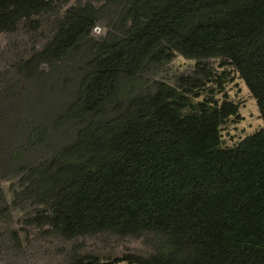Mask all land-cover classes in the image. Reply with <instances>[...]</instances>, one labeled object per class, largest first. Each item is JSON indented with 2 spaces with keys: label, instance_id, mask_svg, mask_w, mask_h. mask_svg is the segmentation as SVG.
I'll return each instance as SVG.
<instances>
[{
  "label": "trees",
  "instance_id": "1",
  "mask_svg": "<svg viewBox=\"0 0 264 264\" xmlns=\"http://www.w3.org/2000/svg\"><path fill=\"white\" fill-rule=\"evenodd\" d=\"M69 0H0V33ZM122 6L119 35L85 46L76 86L55 128L73 136L30 168L20 196L42 206L32 224L63 239H142L151 251L113 264H264V127L233 148L221 126L238 106L198 90L227 73L148 86L142 73L175 55L222 59L245 82L264 123V0H107ZM96 24L72 8L17 73L36 77L66 59ZM211 94L215 90L211 89ZM38 142L46 135H35ZM69 264H99L75 256Z\"/></svg>",
  "mask_w": 264,
  "mask_h": 264
},
{
  "label": "rangeland",
  "instance_id": "2",
  "mask_svg": "<svg viewBox=\"0 0 264 264\" xmlns=\"http://www.w3.org/2000/svg\"><path fill=\"white\" fill-rule=\"evenodd\" d=\"M88 7L96 18L90 36L58 64L43 66L40 73L27 79L17 73L20 62L29 59L52 39L57 25L72 8ZM122 6L107 0H69L52 14H41L20 23L13 33H0V264H69L75 256L96 258L99 264H113L116 258L151 250L142 239L108 234L66 240L49 227L32 224L31 218L42 206L25 201L20 192L30 168L51 157L73 136L70 126L55 128L76 86L74 69L85 46L119 35ZM222 59L198 61L175 55L162 64H151L140 76L152 87L157 82L177 86L182 76H202L206 66L212 73H227L218 92L216 83L198 90L200 100L213 97L238 106V115L221 126V143L233 148L264 127L256 100L243 79ZM211 89L215 90L211 94ZM46 135L38 142L35 135ZM117 264H128L120 262Z\"/></svg>",
  "mask_w": 264,
  "mask_h": 264
}]
</instances>
